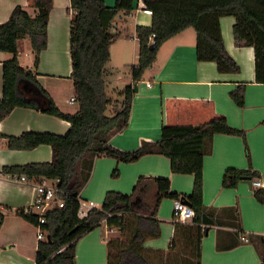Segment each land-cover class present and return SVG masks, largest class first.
Segmentation results:
<instances>
[{"label":"trees","instance_id":"1","mask_svg":"<svg viewBox=\"0 0 264 264\" xmlns=\"http://www.w3.org/2000/svg\"><path fill=\"white\" fill-rule=\"evenodd\" d=\"M70 1L71 80L78 104L74 114L62 113L43 89L42 94L47 98L44 109L25 99L17 88L20 80L39 85L32 72L19 65V41L30 40L37 69L41 53L47 48L53 0H26V6H17L9 20L0 24V52L13 55L3 66L0 121L15 108H31L70 123L66 135L27 132L9 137L0 134V141L5 140L9 150H33L41 145L53 150L50 163L3 169L5 175L25 176L35 182L60 180L58 187L63 190L60 196L64 206L55 205L45 215L46 224L42 228L51 241H40L36 264H77L78 242L101 227L120 234L117 238H105L108 264H168L169 255L177 253L187 255L183 262L174 258L177 264H201L202 240L208 232L203 202V167L208 146L217 135L240 137L250 161L245 133L232 128L212 101L168 98L164 102L165 122L159 141L144 140L137 150L126 152L113 146L110 140L129 126L135 86L155 62L161 45L188 28L196 33L199 62L216 64L222 74H238L241 68L228 54L221 29L223 17L235 18V43L238 47L254 49L256 82L264 84V0H141L145 10L152 14V24L136 28L139 60L130 67L133 85L123 89L115 87L114 93H108L109 84L122 77V73L112 68L110 49L123 32L113 31L112 23L120 14L130 15L135 10V1L116 0L114 7L106 6L103 0ZM246 88L247 84H241L231 93V99L240 108L246 105ZM147 155L167 158L173 174L193 176V192L179 194L172 190L168 178L141 176L131 194L109 191L101 207L93 208L83 219L79 217L81 191L90 179L97 158L131 164ZM258 176L250 170L228 169L223 188H236L240 182L253 181ZM112 177H119L117 168ZM254 197L264 205V189L255 190ZM165 199L188 202L194 211L191 225L174 221L175 235L166 261L163 252L144 246L147 240L161 237L158 212ZM20 215L38 224L36 215ZM3 219L0 211V221ZM252 243L264 264V236L254 237Z\"/></svg>","mask_w":264,"mask_h":264},{"label":"crops","instance_id":"2","mask_svg":"<svg viewBox=\"0 0 264 264\" xmlns=\"http://www.w3.org/2000/svg\"><path fill=\"white\" fill-rule=\"evenodd\" d=\"M103 1L108 7H114L116 3V0ZM134 1L135 10L130 15H118L112 23L113 31H122L123 34L111 46L110 64L114 69L123 67L129 70V77L116 79L119 88L125 83L133 85L130 67L137 65L139 60L136 28L152 24L151 12L145 10L141 0ZM26 4V0H0V24L9 20L17 6ZM70 5V0H53L47 48L41 53L37 69L34 68V54L28 38L19 41L18 55L19 65L32 72L39 83L37 86L20 80L17 87L20 94L44 109L47 98L42 94L43 89L65 114H74L78 110V104L76 109L70 108L75 103L62 98L64 93H58L56 88L59 83L73 85ZM235 23L233 17L221 19L225 48L240 66V73L222 74L216 64L199 62L195 30H184L161 45L155 62L137 85L129 126L110 140L113 146L127 152L137 150L144 140L159 141L165 122L164 102L168 98L212 101L232 128L245 133L250 161L240 137L217 135L208 146L203 167V202L208 232L202 240L201 264H261L252 240L256 236H264V205L254 197L255 190L264 189V84L256 82L254 49L238 47L235 43ZM12 58V54L0 52V99L3 97V66ZM241 84H247L244 108L238 107L231 99V93ZM69 129L67 121L31 108H15L0 121V134L9 137H19L27 132L66 135ZM52 160L53 150L48 145L20 151L9 150L6 141H0V211L4 216L0 221V264H36L40 243L36 225L19 214L35 201V181L28 178L21 181V176L5 175L3 169L50 163ZM116 168L119 177L115 179L112 173ZM228 169L256 172L259 176L254 180H260L262 185L254 186V180L242 181L236 188L225 189L223 177ZM141 176L168 178L173 191L186 195L193 192L194 177L173 174L170 161L163 156L147 155L131 164L99 157L94 161L90 179L81 191L79 217L84 218L93 208L101 207L109 191L131 194ZM154 192L151 190L152 194ZM173 207L174 200L162 201L158 212V219L162 222L161 237L149 239L144 245L146 249L163 252L164 261L168 258L175 235ZM180 223L191 225L192 220ZM114 233L119 234L101 227L84 236L77 244V264H108L105 238ZM242 237L249 241L245 242ZM186 257L184 253L171 254L168 264H177L174 258L183 262Z\"/></svg>","mask_w":264,"mask_h":264},{"label":"built area","instance_id":"3","mask_svg":"<svg viewBox=\"0 0 264 264\" xmlns=\"http://www.w3.org/2000/svg\"><path fill=\"white\" fill-rule=\"evenodd\" d=\"M150 86V85H149ZM70 103H76V98H72ZM21 181H26L25 176L20 177ZM60 180H55L54 183L47 184L44 180L40 182H35L36 189V198L31 205L22 211H19V214L24 215H36L38 217L37 227V239L39 241L47 240V232L43 230L42 226L46 224L45 215L50 211L55 205L59 207L64 206L63 198L60 195H63V190L58 187ZM253 185L260 187L262 185L260 180H254ZM85 218V217H84ZM194 218V211L189 207L185 202L177 199L174 200L173 207V220L176 222H185L191 221ZM83 219V217L81 218ZM245 242H248L246 237H242Z\"/></svg>","mask_w":264,"mask_h":264},{"label":"rangeland","instance_id":"4","mask_svg":"<svg viewBox=\"0 0 264 264\" xmlns=\"http://www.w3.org/2000/svg\"><path fill=\"white\" fill-rule=\"evenodd\" d=\"M116 53V52H115ZM116 55V54H115ZM120 71H121V73H122V77H129V70H128V68H121V69H119ZM113 82H114V80H113ZM110 83L109 84V87H108V93H114L113 91V89H116L115 87H117V86H119L117 83H116V81L114 82V83ZM127 84L125 83L124 85H120V87H121V89H123L125 86H126ZM56 88L59 90V92L58 93H64V95H62V98H67L68 100H69V102H70V98L71 97H73V98H75V95L74 94H72V93H74V88H73V85H71V84H69V83H59V84H56ZM66 93V94H65ZM76 107H77V104L75 103V104H73V105H70V108H73V109H76ZM127 152V151H126ZM116 179V178H115ZM119 235L120 234H116V233H114V234H110L108 237H107V240L108 239H110V238H113V237H115V236H118L119 237Z\"/></svg>","mask_w":264,"mask_h":264},{"label":"water","instance_id":"5","mask_svg":"<svg viewBox=\"0 0 264 264\" xmlns=\"http://www.w3.org/2000/svg\"><path fill=\"white\" fill-rule=\"evenodd\" d=\"M151 49H153V46H151ZM135 92H138V86H135ZM189 207H191V205L188 202H185ZM47 240L51 241V237L47 236Z\"/></svg>","mask_w":264,"mask_h":264}]
</instances>
